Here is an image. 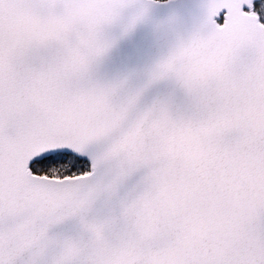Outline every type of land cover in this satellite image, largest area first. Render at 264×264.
Here are the masks:
<instances>
[{"label":"snow or ice","instance_id":"obj_1","mask_svg":"<svg viewBox=\"0 0 264 264\" xmlns=\"http://www.w3.org/2000/svg\"><path fill=\"white\" fill-rule=\"evenodd\" d=\"M0 264H264V0H0Z\"/></svg>","mask_w":264,"mask_h":264}]
</instances>
